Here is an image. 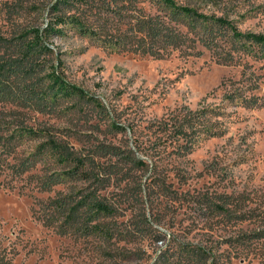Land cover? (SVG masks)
I'll list each match as a JSON object with an SVG mask.
<instances>
[{"label": "rangeland", "instance_id": "1", "mask_svg": "<svg viewBox=\"0 0 264 264\" xmlns=\"http://www.w3.org/2000/svg\"><path fill=\"white\" fill-rule=\"evenodd\" d=\"M71 1L0 0V59L39 30L53 50L42 76L84 91L47 111L0 100V264H264V55L231 29L264 34V0H175L209 17L197 23L143 0ZM58 15L94 32L46 34ZM156 17L182 42L139 30ZM203 108L229 113L191 149L153 126ZM90 203L108 207V233L64 232V212L93 216Z\"/></svg>", "mask_w": 264, "mask_h": 264}, {"label": "trees", "instance_id": "2", "mask_svg": "<svg viewBox=\"0 0 264 264\" xmlns=\"http://www.w3.org/2000/svg\"><path fill=\"white\" fill-rule=\"evenodd\" d=\"M121 1H139V0H121ZM148 1L160 9L166 12V17L172 21L179 23L184 17H189L193 21L202 22L209 19L208 16L199 14L191 7L180 5L175 0H143ZM71 0H57L53 8L55 11L60 10V5H72ZM201 19V20H200ZM219 23H225L223 18L217 19ZM75 25L79 26V31H85L87 33H93L94 31L88 28H83L76 19L69 18V16L58 15L53 24L51 23L45 31L60 33L61 29L58 25ZM234 37L244 38L254 45V51L261 52L264 55V34L248 32L243 33L238 31L236 27L231 26ZM140 31H146L150 36L151 41L155 42L161 39L164 44L177 45L182 42L183 34L176 31L173 27L165 23L164 20L159 17L144 21L139 29ZM35 35L32 39L27 38L28 33H23L13 44H8L10 55H3L0 59V100H15L22 101L24 105H34L42 111L51 109L59 99L64 95L80 94L84 91L76 85H72L67 82L60 74L55 72L54 68L49 69L46 75L42 76V73L47 69V60L40 59L42 55L53 52L48 44L42 42L40 31H35ZM221 35L217 29L210 28L204 31L201 36L203 43L212 48L217 45V39ZM116 40L115 42H117ZM120 41H118L119 43ZM256 46V47H255ZM44 77L50 79V86H45L43 90L42 80ZM11 80L18 85L17 90H14L10 84ZM6 84V85H5ZM42 86V87H40ZM49 97V98H48ZM225 100L229 103H235L236 105H242L243 100L237 97L236 94H228L225 96ZM51 105V106H50ZM208 112H210L208 114ZM229 112L223 109H200L191 112L186 111L180 113L178 116H173L164 120L162 123L154 124L159 131H170L174 133L169 134L177 139V142H183L186 148L191 149L202 138L215 137L221 133V130L217 128L219 120L213 119L216 116H225ZM189 115V116H188ZM173 138V139H174ZM116 153V152H114ZM84 164V163H83ZM62 178H53L48 185L53 183H63ZM84 207L88 205L83 203ZM81 204V205H83ZM91 204V203H90ZM90 206V205H89ZM63 207V206H62ZM93 210L96 208L98 212L95 215L87 216L85 212L79 209V206H73L72 209L65 211V220L63 221L64 232L70 229L74 234H80L89 236L97 231H102L105 235L108 233L103 224L97 221L98 215L101 213H108V207L103 203L91 204ZM87 209V208H86ZM64 219V218H63ZM72 225L74 228H72ZM200 258L198 262L201 264ZM203 262V261H202ZM204 263H207L205 259Z\"/></svg>", "mask_w": 264, "mask_h": 264}]
</instances>
